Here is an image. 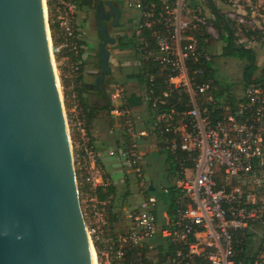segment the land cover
<instances>
[{
  "label": "built area",
  "instance_id": "2783aa9c",
  "mask_svg": "<svg viewBox=\"0 0 264 264\" xmlns=\"http://www.w3.org/2000/svg\"><path fill=\"white\" fill-rule=\"evenodd\" d=\"M44 4L48 31L52 24L55 32V41L50 37L52 56L60 55L70 76L77 77L82 68L77 0ZM125 4L138 12L137 50L149 62L140 83L148 123L135 125L127 88L115 85L108 96L109 113L122 117L121 134L105 152L128 173L124 182L133 177L142 186L145 146L165 151L176 166L173 184L178 192L173 215L163 209L162 220L156 213L157 198L142 190L138 204L111 220L110 200H99L95 191L112 181L103 172L105 163L81 107L73 103L70 146L96 263L156 264L160 251L167 264H264V83L252 81L240 89L227 84L234 102H218L216 79L205 77L203 67H193L212 59L211 52L198 45L197 34L213 33L215 15L206 14L197 0ZM247 15L243 12L236 21L252 38L234 35V43L248 49L256 40L253 36L264 30H255L252 9ZM144 33L148 36L141 37ZM72 97L77 100L76 94Z\"/></svg>",
  "mask_w": 264,
  "mask_h": 264
},
{
  "label": "water",
  "instance_id": "95a60500",
  "mask_svg": "<svg viewBox=\"0 0 264 264\" xmlns=\"http://www.w3.org/2000/svg\"><path fill=\"white\" fill-rule=\"evenodd\" d=\"M95 15L98 89L115 42L103 21L119 7L95 0ZM46 26L42 0H0V264H94Z\"/></svg>",
  "mask_w": 264,
  "mask_h": 264
},
{
  "label": "rangeland",
  "instance_id": "374dc122",
  "mask_svg": "<svg viewBox=\"0 0 264 264\" xmlns=\"http://www.w3.org/2000/svg\"><path fill=\"white\" fill-rule=\"evenodd\" d=\"M115 1L117 2V5L119 7L121 20L124 18V16H128L132 18V21L134 23H137L138 12L134 9L128 8L125 4V0H115ZM197 1L198 3H200L206 14L211 13L207 6L206 0H197ZM213 1L215 3V6L218 8L219 12L223 14L226 17V19L230 20L231 27L234 29L233 34L236 37H246V35L243 33L244 27L237 23L236 18H238L240 14L242 15L243 12H247L248 15L246 16V18H248L250 16L251 9L255 12V16L254 18H252L253 26L256 28L255 30L258 29L264 30V0H213ZM92 8L93 7L90 8L91 24L93 23L94 20V9ZM82 17H83V13L77 12L76 21L78 18L79 20L82 19ZM127 24L128 23L124 19L121 25L123 29L122 34L128 35ZM82 30H83V32H81L82 36L80 37H82L85 42V53H86L85 57H87V54L92 49L94 52V55H92V58H94L93 60L94 65L92 66L89 65L91 61V60L89 61V59H87V62H89L88 65L90 66V68L94 67V69H96V74H98L100 73V68L97 62L96 53L98 52V43L101 39L99 37V34H97L95 31L94 25L91 26L89 32L88 31L85 32L84 29ZM49 35L52 40L51 30L49 32ZM219 35L220 33L215 28L213 33L211 34L212 36L211 38L213 39V41L211 42V45L208 48L211 54L215 55L212 61L214 67V76L216 79L220 81L221 84L226 86L227 84H230L232 86L237 85V87L240 89L242 87L243 72L244 70H246L245 69L246 60L238 57L230 58L228 56L222 55V46L225 43L219 37ZM262 35H263L262 33L258 34V36H262ZM258 36L256 35L253 36V38H255L256 40L253 42L254 43L253 46L248 47V50H253L255 53L254 63L256 64L257 68L253 69L254 78H258L262 74V68L264 66V37H258ZM251 38L252 37H248V39ZM130 40L131 38L125 37L123 39V42L127 43ZM108 47L110 50L109 65L111 68V73L108 76L104 77V81H105L104 89L109 96L110 91L115 85L121 84L124 85L126 88L132 87V82L134 79H136V74L139 73V68L140 66H142L141 64L142 55H139L138 54L139 51L135 50L133 47L130 46L123 47L122 50L113 46V44L112 45L110 44ZM58 59L59 61H57ZM58 59L56 56H52V63L59 87V94L64 109L65 121L67 120L66 124L68 123L67 130L69 134V140L72 141V132L70 131L68 119L70 117V113L73 111V107H72L73 103H77V104L79 103L78 100H76V98L72 97L73 95H75V93L73 92V88L75 84L74 78L76 77L70 76L69 66L68 64H66V62H63L61 60L60 55H58ZM58 66H60L62 74L60 73ZM94 73L85 76L86 80L89 83L95 82L96 74ZM60 74L64 77L65 80L67 79L66 80L67 85L65 86L62 85ZM91 102H96V105L98 107L104 104V100L95 96L94 97L91 96ZM78 111L79 110H76L74 114H76ZM121 119L122 117L112 116L110 113L106 111H97V116L94 122L98 135L111 136V134H114L116 138H118L119 135L121 134V127H122ZM131 119L135 123V125L138 126V123H140L138 112L131 111ZM145 147H146V151L151 150L150 146L146 145ZM167 156H168L167 153L163 151V152H154L153 154H148L146 157H144V165H143L144 180H143V185L141 186L134 181L133 177L131 181L128 180L124 182L125 177L128 173L123 172V170L121 171L122 168L120 166H117L118 162L116 158L109 157L107 154L104 155L103 159L105 160L106 163H108L107 170L109 173L107 172L105 167L103 168V172L104 174H106V176L111 178L112 184L116 186V197L114 201L116 204L119 205V206L116 205V208L120 207L121 210H124L130 206H134L138 204L142 200L143 194L145 195L146 188H148L149 184L152 183L154 190H151L149 194L154 195L157 198V212L160 220H162V214H163L162 198L165 196L164 189L167 188L170 184H173L174 179L177 176L176 174L172 176L171 173H169L170 171L168 170L166 164L168 163V165H170V163L167 160ZM173 166L175 168L174 163ZM140 190L143 191V194L140 192ZM127 191L129 192L128 196L122 198L123 194ZM82 207H84V204ZM155 260H156V264H166L165 261L160 262L158 252H157V258Z\"/></svg>",
  "mask_w": 264,
  "mask_h": 264
},
{
  "label": "trees",
  "instance_id": "16d2710c",
  "mask_svg": "<svg viewBox=\"0 0 264 264\" xmlns=\"http://www.w3.org/2000/svg\"><path fill=\"white\" fill-rule=\"evenodd\" d=\"M92 1L93 0H77L78 9H84V8L91 7V6L93 7L95 2L92 3ZM212 23H213L214 27L220 33L219 37L225 43L222 46V55L229 56V57H238V58L244 59V60H246L245 66H247L250 63L251 58H252L250 51L235 45L234 37L226 29V26L224 24L222 17L215 15V19L212 21ZM230 23H231L230 20L227 19V24L230 27L231 31L233 32L234 29L231 27ZM50 29H51V33H52V40L55 41V37H54L55 33H54V28H53L52 24L50 25ZM246 35H247V37H250L253 35V33L251 31H249L246 33ZM143 36H148V34L147 33L141 34V37H143ZM211 37H212L211 35H208V34L204 33L203 31L200 32L199 34H197L198 45L201 48H203L204 50L209 51L208 48L210 47L211 42L213 41V39ZM258 37H264V34L262 36H258ZM146 39H147V37H146ZM148 40L150 41L148 47L153 48L152 40L149 37H148ZM80 43L82 46L81 40H80ZM123 43L124 42L121 41V44H123ZM81 50H80L79 57L81 56ZM97 55H98V53H96V57H97ZM56 57L58 59V55ZM214 57H215V55L212 54V59L210 62H202L201 61L199 63L193 64V67L194 68L203 67L205 69V75H204L205 77H213L214 79H216L214 76V67L212 64ZM71 59H76V58H74V56H72ZM57 61H59V59ZM97 62L99 64V68H100V63H99V61H97ZM141 64H142V66H140V68H139V73L136 74V78H137L139 83L144 82L143 75H144L145 71L147 70V67L149 66V62L147 60H143L141 62ZM81 67H82V65H81ZM256 68H257V66L253 62L245 70V74L243 75V79H242V86H246L248 83H250L252 81L264 83V66L262 68V74L258 78L253 77V75H254L253 69H256ZM58 69L60 70V73H61L60 66H58ZM151 70H153V69H151ZM81 73H82V68H81V72L78 74V76L76 78H74L75 84H74L73 91L76 94L77 100H78L79 105L81 107L83 117H84L85 121L87 122L88 128H89L91 122L97 116V111H106L109 113L111 105H110V101L108 99V94L106 93V91L104 89L105 81L103 83H100L99 87L97 89L95 87L94 83H89V82L87 83V82L82 81ZM61 74H60L61 83L63 86H65V85H67V83ZM96 75L102 76L101 73H98ZM216 82L219 85V89H218L217 94H216L217 95V101L220 102V100L222 98H225L227 100V102H230V103L234 102L232 94L230 93V91L228 89H226V85L221 84L218 79H216ZM91 96L101 98L102 100H104V104H102L101 106L98 107L96 105V102H91ZM145 122H146V124L148 123L147 120ZM167 160L170 163V165H168ZM167 160H166V163H167L166 165H167L168 170L170 171L169 173H171V175L174 176V174H176V171H175L176 166L174 168L173 163L171 162L169 156H167ZM152 186H153V184H152ZM153 190H154V187H153ZM145 191L147 194H149L151 192V190H149L148 188H146ZM164 192H165V196L162 198V206L166 210L168 215H173L174 201H175V198L177 197L178 191L175 188L174 184H170L166 188V191H164ZM128 194H129L128 191L125 192L123 194L122 198L123 197L125 198L126 196H128ZM95 195L99 200H106V199L110 200L109 215H110L111 220L116 221L118 219V216L122 212L120 207L116 208V205L117 206H119V205L116 204L114 201L115 197H116V186L112 183H110L107 186H103V187L100 186V187L96 188ZM120 206H121V204H120ZM156 213H158V212H156ZM158 256L160 258V262L165 261V256L162 252L159 251Z\"/></svg>",
  "mask_w": 264,
  "mask_h": 264
},
{
  "label": "crops",
  "instance_id": "0c3cea01",
  "mask_svg": "<svg viewBox=\"0 0 264 264\" xmlns=\"http://www.w3.org/2000/svg\"><path fill=\"white\" fill-rule=\"evenodd\" d=\"M82 9H78L77 12H81ZM126 16H124L125 18ZM77 23V30H78V33H79V36H82L81 32H83L82 29L85 30L86 32V28H85V25L83 23V19H80L79 18L77 19L76 21ZM137 24V23H135ZM80 40L82 41V46H81V57H80V61H81V65H82V73H81V78H82V81L84 82H87L88 81L86 80V77L88 74H91V73H94L96 74V69H94V67L90 68V66L94 65V58H92V55H94V52L93 50L91 49L89 51V53L87 54V57H85V42H84V39L82 37H80ZM87 59H89L90 61V66L88 65L89 62H87ZM97 61H98V58H97ZM67 80V79H66ZM127 91H128V100H129V106H130V109L131 111H136L138 112V115H139V120H140V123H138V126L139 127H143L145 124H146V120H145V115L147 114V109H146V105L144 104L143 100H142V96H141V91H140V83L138 82L137 78L133 80L132 82V87L130 88H127ZM74 92V91H73ZM95 119L91 122L90 124V127H89V133L91 134L92 136V140H93V143L95 145V147L99 150L100 154H101V157L103 159L104 155H106V152L105 150L108 148V147H111L113 145L116 144L117 142V138L114 134H111L108 135V136H99L98 135V132H97V129L95 127ZM116 138V139H115ZM154 152L153 151H146L145 152V157L148 155V154H153ZM105 165V169L107 170V165L108 163L105 162V160L103 159ZM118 166V164H117ZM108 172V170H107ZM109 173V172H108ZM164 208H162L163 210Z\"/></svg>",
  "mask_w": 264,
  "mask_h": 264
},
{
  "label": "flooded vegetation",
  "instance_id": "af4514ba",
  "mask_svg": "<svg viewBox=\"0 0 264 264\" xmlns=\"http://www.w3.org/2000/svg\"><path fill=\"white\" fill-rule=\"evenodd\" d=\"M94 2H95V0L92 1V3H94ZM111 2L113 4L117 5V2L115 0H111ZM91 7H87V8H84V9L81 10V12L83 13V17H82L83 23L85 25V28L87 29L86 31H88V32L90 31L91 26H93V25H94V28H95V31H96V26H95V19H96L95 4L93 5V8H92V9H94V20H93L92 24L90 22V20H91L90 19L91 18L90 8ZM77 11H78V6H77ZM124 19L128 23L127 24L128 25L127 26L128 35L127 34H122L123 33V29H122L121 25H122V21ZM113 20H114L113 16L111 15L108 20L103 21V22H105L107 24L108 30H109L111 36H113L115 38V42L113 43V46H115V47H117L118 49H121V50H122V47L130 46V47H133L135 50H137V47L140 45V38H139V35L136 34V31H135L136 30V24L132 21V18L126 16V18H123L121 20V14H120V11H119L118 22H117L116 25H113ZM96 33H97V31H96ZM125 37L131 38V40L128 41L127 43L121 44V41H123V39ZM138 54L141 55L140 50H139ZM142 61H143V58L141 59V62Z\"/></svg>",
  "mask_w": 264,
  "mask_h": 264
},
{
  "label": "bare ground",
  "instance_id": "6f19581e",
  "mask_svg": "<svg viewBox=\"0 0 264 264\" xmlns=\"http://www.w3.org/2000/svg\"><path fill=\"white\" fill-rule=\"evenodd\" d=\"M42 2H43L44 14H45V4H44V0H42ZM45 19H46V15H45ZM46 31H47V39H48L50 57H51V62H52L51 42H50V36H49V31H48V27L47 26H46ZM52 65H53V63H52ZM54 72H55V70H54ZM56 82H57V79H56ZM57 86H58V83H57ZM58 91H59V87H58ZM59 96H60V94H59ZM62 108H63V106H62ZM63 113H64V109H63ZM89 244H90V249H91V253H92V257H93V262H94V264H97L96 263V255H95L94 249L92 248V245H91L90 241H89Z\"/></svg>",
  "mask_w": 264,
  "mask_h": 264
}]
</instances>
